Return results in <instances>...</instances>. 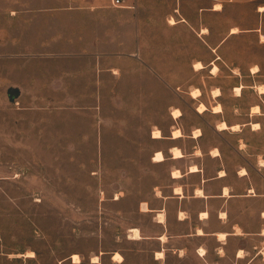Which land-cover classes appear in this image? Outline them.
Wrapping results in <instances>:
<instances>
[{
    "label": "crops",
    "instance_id": "1",
    "mask_svg": "<svg viewBox=\"0 0 264 264\" xmlns=\"http://www.w3.org/2000/svg\"><path fill=\"white\" fill-rule=\"evenodd\" d=\"M246 4L263 5L264 0H124L125 6L117 11L96 6L41 9L39 26L43 24L47 33L39 35V49L16 54L11 52L10 28L0 27V60L4 64L0 83L7 91H18H14L15 98L39 100L43 147L83 145L77 141H90L92 136L96 145L102 144L107 129L102 101L123 97V84L131 83V92L138 98H153L156 82L174 88L176 99L169 105L168 129L156 126L163 132L161 138L153 136L156 128L150 131L149 162L162 173L135 208L132 222L136 223L111 247L88 259L68 249L54 264H264V93L252 95L250 100L242 81V72L250 65L233 66L232 61L230 66L227 59V52L236 49L237 39L260 37L264 12L258 10L259 5L253 8V16L261 20L251 24L235 18L221 28L214 21ZM0 18L11 19L12 10L0 11ZM234 27L240 31L233 32ZM13 55L19 57L17 62L10 61ZM197 61L204 67L197 68ZM12 63L14 75L6 76L5 68ZM225 65L238 69L229 75L235 81L229 95L219 86L208 88L220 81ZM109 76L114 86L109 84ZM239 86L243 87L241 94L235 91ZM218 88L221 94L215 96ZM195 89L201 94L194 97ZM83 99L94 102L81 109L64 102ZM201 103L207 106L204 112L198 111ZM219 104L222 110L218 113L213 108ZM255 106H260L259 112ZM175 108L182 112L179 117L173 115ZM189 108L197 116L212 115L215 121L190 123ZM233 110L237 118L232 116ZM85 113L91 117L86 134L75 130L81 121L78 117ZM222 121L240 127L219 128ZM256 122L260 123L257 130ZM177 128L182 135L174 136ZM173 147L182 155L176 156ZM158 151L163 152L164 160H155ZM174 170L180 175L173 174ZM122 199L115 198L119 208ZM143 202L148 203V210L142 209ZM134 227L140 229L141 238L130 237ZM26 251L5 252L3 264L12 258L35 259L41 264L37 250L33 257L18 256ZM75 253L80 254L81 262L74 261ZM116 253L123 260H115ZM98 254L100 261L93 262Z\"/></svg>",
    "mask_w": 264,
    "mask_h": 264
},
{
    "label": "rangeland",
    "instance_id": "2",
    "mask_svg": "<svg viewBox=\"0 0 264 264\" xmlns=\"http://www.w3.org/2000/svg\"><path fill=\"white\" fill-rule=\"evenodd\" d=\"M257 5L261 4L243 5L214 21L221 28H226L235 18L245 24L258 22L261 18L253 16L252 10ZM64 6L79 9L96 6V9L105 11L122 9L112 0H0V11L12 10L11 19L0 18V27L6 25L10 28L11 52L38 50L39 35L47 33L42 29L43 24L39 26V10ZM111 18L114 21L115 15L112 14ZM262 19L264 22V17ZM261 35L239 38L235 42L236 49L227 52L230 66L232 61L233 66L240 63L250 65L242 72L244 91L250 100H253L252 95L259 96V88L264 87V41ZM18 60L19 57L13 55L10 61ZM2 64L0 60V72L4 70ZM12 65L5 68L6 76L14 75L15 64ZM225 67L220 81L208 84V88L216 85L229 95L235 89L233 76L229 75L238 69ZM254 67L259 68L257 73H252ZM15 76L19 77L18 74ZM112 80L109 76L108 82L114 86ZM121 89L123 97H109L102 101L101 111L107 118L102 144L96 145L92 136L93 140L77 141L83 145L43 147L39 141L42 138L39 120L43 117L39 115V100L15 98L18 91H7L0 83L1 264L3 257H7L5 252L25 250L18 256L33 257V250H37L41 264H54L68 249H75L88 259L92 253L111 247L136 223L132 222L136 216L135 208L162 173L155 171L149 162L153 145L150 131L156 126L168 129V109L176 97L174 88L158 82L153 88V98H138L136 92L133 95L131 83L123 84ZM64 102L81 109L94 100ZM237 115L233 110L232 116L237 118ZM78 119L81 121L75 130L88 133L89 114L80 115ZM187 121L214 122L215 118L209 114L197 116L189 108ZM120 196L123 198L119 201L121 208L115 200ZM137 259L145 263L141 257ZM6 262L38 264L35 259L24 258H12Z\"/></svg>",
    "mask_w": 264,
    "mask_h": 264
},
{
    "label": "bare ground",
    "instance_id": "3",
    "mask_svg": "<svg viewBox=\"0 0 264 264\" xmlns=\"http://www.w3.org/2000/svg\"><path fill=\"white\" fill-rule=\"evenodd\" d=\"M217 6V8H220L221 7V3L219 4V5H216ZM215 6V7H216ZM258 10L260 11V12H264V4L263 5H259V7H258ZM171 22L172 23H175L176 24V21H175V19L174 18H172L171 19ZM205 29V31H206V29L207 28H204ZM203 29V30H204ZM208 30V29H207ZM239 30V28L238 27H234V28H232V31L233 32H237ZM240 31V30H239ZM262 36V40L264 41V34H262L261 35ZM197 68H203L204 67V65H203V63L202 62H198L197 61V63H196V65H195ZM254 69V73H256V72H258L259 71V68L258 67H254L253 68ZM219 70V68H218V66H215V68H214V71L217 73V71ZM213 71V72H214ZM242 89H243V87H236V92L238 93V94H241L242 93ZM260 89V92L261 93H264V87H260L259 88ZM214 95L215 96H218V95H220L221 94V90L218 88V89H216V90H214ZM199 94H201V90L200 89H195V90H192V95L195 97V96H198ZM207 109V106L204 104V103H201L200 105H199V107H198V111L199 112H204L205 110ZM214 111L215 112H220L221 110H222V106L219 104V105H216V106H214ZM254 110L255 111H257V112H259L260 111V106H255L254 107ZM174 112H173V115L175 116V117H179L181 114H182V112H181V110H179V109H176L175 108V110H173ZM239 124V123H238ZM237 123L235 124V125H232V126H229L228 124H227V122H225V121H222V122H220L218 125H219V128H222V129H224V128H232L233 130H237L239 127H240V125H238ZM253 126H254V129H256V128H259L260 127V123H258V122H256V123H254L253 124ZM232 129H230V130H232ZM221 130V129H220ZM257 130V129H256ZM198 132L199 131H194V133H196V134H198ZM200 132H201V130H200ZM199 132V133H200ZM174 136H180V135H182V131L180 130V129H178L177 128V130H175L174 132ZM153 136L155 137V138H161L162 136H163V132L161 131V129H159L158 127L156 128V129H154V131H153ZM176 147V146H175ZM175 147H173V149H174V153H175V155L176 156H181L182 155V151L180 150V149H178V148H175ZM172 150V149H171ZM199 150V149H198ZM174 155V156H175ZM156 157H155V160H157V161H159V160H164V154H163V152H159L158 151V153L156 152V155H155ZM166 158V157H165ZM197 166V165H196ZM196 166H193L192 167V169L193 170H196L197 169V167ZM244 170V169H243ZM175 172L173 173V174H175V175H180V171H176V170H174ZM226 175V174H225ZM182 190V189H181ZM182 192V191H181ZM225 192H227V191H225ZM150 208V207H149ZM142 209L143 210H148V203H146V202H143L142 203ZM160 214V213H159ZM206 214V213H205ZM204 214V215H205ZM207 216V215H206ZM160 219V218H159ZM164 219V218H163ZM239 228V227H238ZM131 231H133L132 233H131V235H130V237L131 238H141L142 237V235H141V232H140V229L139 228H132L131 229ZM239 232V231H238ZM224 234V233H223ZM226 235V234H225ZM221 236H224V235H221ZM221 236H219V237H221ZM222 238V237H221ZM165 239V238H164ZM161 252V251H160ZM29 253H34L33 251H29ZM241 254H244V253H241ZM114 255V254H113ZM159 256H162L163 257V253H159ZM73 258H74V261L75 262H81V256H80V254H78V253H75V254H73ZM114 259L115 260H117V261H121V260H123V256L120 254V253H116L115 254V256H114ZM100 261V257H99V255H94L93 256V262H99Z\"/></svg>",
    "mask_w": 264,
    "mask_h": 264
},
{
    "label": "built area",
    "instance_id": "4",
    "mask_svg": "<svg viewBox=\"0 0 264 264\" xmlns=\"http://www.w3.org/2000/svg\"><path fill=\"white\" fill-rule=\"evenodd\" d=\"M112 2L115 6H120V7L125 6L124 0H112Z\"/></svg>",
    "mask_w": 264,
    "mask_h": 264
}]
</instances>
